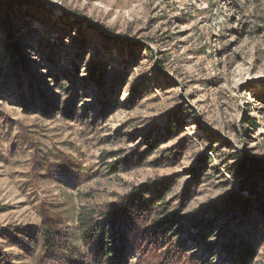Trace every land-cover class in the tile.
Listing matches in <instances>:
<instances>
[{
    "label": "rangeland",
    "instance_id": "rangeland-1",
    "mask_svg": "<svg viewBox=\"0 0 264 264\" xmlns=\"http://www.w3.org/2000/svg\"><path fill=\"white\" fill-rule=\"evenodd\" d=\"M20 1L0 7V264H242L241 244L264 264V182L241 170L264 171V0Z\"/></svg>",
    "mask_w": 264,
    "mask_h": 264
},
{
    "label": "trees",
    "instance_id": "trees-1",
    "mask_svg": "<svg viewBox=\"0 0 264 264\" xmlns=\"http://www.w3.org/2000/svg\"><path fill=\"white\" fill-rule=\"evenodd\" d=\"M26 2H32V0H27ZM23 2H21L20 0H0V7L2 5H5V7L7 9H11L13 10L14 5L17 4H21ZM241 170H243L244 172H247V176L251 182L252 185H256V180L255 177H260L261 181L264 182V171H262V169L259 168V165H257L256 162H254L252 159H249L248 156H244L243 160L241 161ZM144 189L142 188H138L136 189L126 200L125 202H123L121 204V207L119 209H117L116 212H110L114 215V218L111 217V214H108V219H113L115 221V219L119 220V215L121 217V215L125 214L126 212L130 211L131 209L134 208V205H136V208H143L146 206V201L144 200ZM84 223H88L87 222V217H82ZM51 227V225L45 226L46 230H49V228ZM51 232V233H50ZM51 236H52V231L49 230L46 233V241L50 243V246L53 245L55 246L54 249L55 250H59L61 247V245H59L56 240L55 242L51 241ZM48 243V244H49ZM239 251V256L237 257V259L240 260V263L245 264V262L248 260V258H250L251 254H252V250L246 246H244L243 244L240 245V247L238 248ZM80 261V260H78ZM119 264H120V260H119Z\"/></svg>",
    "mask_w": 264,
    "mask_h": 264
}]
</instances>
